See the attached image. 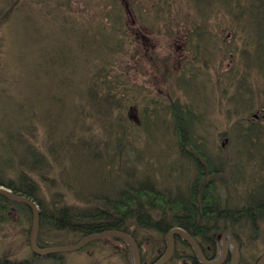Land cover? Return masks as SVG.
Listing matches in <instances>:
<instances>
[{"label": "trees", "instance_id": "trees-1", "mask_svg": "<svg viewBox=\"0 0 264 264\" xmlns=\"http://www.w3.org/2000/svg\"><path fill=\"white\" fill-rule=\"evenodd\" d=\"M254 2L259 3L255 0H36V3L41 5L37 11L43 21L49 23V29L40 39V42L38 40L34 42V46L39 48L40 45H43L46 52H52L50 60L46 61L47 63L51 62V66L43 77L46 78L47 83L52 80L51 83L55 90L59 83V91L62 89L60 92H67L69 97L82 96L80 99L76 97L79 105L75 113L76 118H72L69 107L73 105L71 103L67 105L69 101L61 95V110L55 116L49 115L48 118L53 120H48L49 122H47L48 132L52 135V131L57 132L59 130L60 136L65 137L71 134L74 140L77 122L84 117L90 121V125L85 128L92 126L102 130L111 138L110 140L114 139L115 141L113 149H111V141H105L106 145L111 144L108 148L109 150H107L104 142H95L97 140L93 138L86 139L85 142L80 141L77 145H73L69 140H61L62 144H60L63 146L61 149L63 148L62 152H64V169L69 156L71 154L75 156V154L78 155L81 152L85 159H97L95 164H98L100 169L109 168L113 172L115 169L112 166L116 164L117 159L120 160L119 164L128 165L127 168H123V172L125 168L127 169L126 177L128 179L130 177L135 182L132 187L125 184L129 188L128 191H119L113 196L103 192L101 194L100 192H85L80 195L77 193V189L71 185L79 197L83 198V195H86L85 199L81 200L86 204L69 205L62 201L61 195L57 191L50 189L55 185L56 178L46 179L38 173L39 170L42 171L50 167V164L45 160L46 158H43L36 149L24 146L22 134H16V141L12 145L16 162L9 155L10 158L8 157L4 162L6 163L7 161L9 163L8 167L3 165L4 173L7 174L8 172L14 174V176L9 175L7 183H3L2 179H0V186L10 189L19 196L30 199L38 206L39 233L37 246L39 248L74 245L92 234L104 231H120L128 234L136 242L141 257V264H147L149 261L148 254L144 253V245L155 239L160 240L162 243L157 245L156 249H161V251L152 259L151 263L153 264L164 253L166 234L171 229L178 227L195 239L206 259L217 260L219 257L218 250H221L219 242L221 234H230L241 243L240 238L238 239L236 235V233L242 234L241 227L238 226L239 223L243 222L244 227L248 224L252 227L253 232L259 228V223L264 221V212L260 210L264 209V194L263 196L259 195L260 190H264V186L258 185L256 187L255 195H249L250 198H247V204L246 201L244 202L246 206L244 204L243 206H231V198L222 199L223 197L218 194V191L220 189L227 191L224 184H221L223 187H219L217 193L215 187L210 189L212 195L208 193V190L204 195L200 194V182L204 183L208 177L218 182L219 173L216 175L218 170L211 167V159L206 157L210 154L204 153L200 149L201 146L205 148L202 143H197L196 140L188 141V123L186 121L188 118H193V110L180 97L184 93V89L182 88L183 90H181V86L190 87L189 82H187L190 80L186 76L189 68L193 67L195 62H197L196 65L201 66L202 64L199 60L203 58L208 65L216 64L215 57L211 58V53L204 50V47L207 46L206 40L214 37L212 32H204L202 34L198 32L197 36L201 38L199 39L195 34H191V31L190 33L185 31L184 25H176L177 31L183 30V36L178 39L179 44L177 47L180 48L181 52L175 59L170 58L176 50V45L173 43L167 42L166 45L171 50L168 56L162 59L150 49L147 51L141 49L142 42L139 41V38L142 40L150 38L147 34L151 32V29H155L156 18L163 20V17H165L164 21L158 22L161 23V29L167 30L168 12L176 14L177 11L185 9V12L189 11L193 17H200L201 24H205L209 22V19L202 15L210 14L220 9L231 15L228 19L230 30L226 36L232 38L233 35V37H237L240 40L239 44L237 43L238 49L236 48V50L240 51L242 49L243 41L240 38L242 28L249 33L244 37L249 39V43L251 42L249 50H245L244 55L241 53L237 62H235V59L234 62L230 61L231 64L236 63L237 68L245 69L244 71L239 69V74L232 76L231 79H245L248 76L251 80H255V82H251L258 90L260 82L256 79L257 73L264 75V33H260L261 27H264V3L258 5L260 10H254L252 9ZM260 2H263V0H260ZM43 6H51L53 10L47 9L46 13ZM61 6L62 8L60 9ZM17 8L18 0L9 6L7 12L0 15V21L8 22L9 18L11 19L12 16L16 15ZM77 13L82 15L79 17H83L84 14L94 17L87 23L81 22L77 17L78 15L74 16ZM48 14H51V17H48ZM57 17L63 26V36L59 45L62 50H58V44L56 42L54 45L53 39L57 29L56 26L59 24ZM14 26H16V23ZM187 34L191 35L189 41L186 37ZM221 37H224L223 34H218L217 42L215 44L211 43V45L218 46L219 49L224 43ZM163 38L170 40L172 36L166 35ZM193 39H197V41H193ZM220 39L221 42H219ZM203 42H206L205 46L201 44ZM196 43H200L199 46ZM10 44L14 49L16 48L15 42H10ZM55 50L58 51L59 56H56ZM254 53H257L258 56L255 61L251 62L250 56ZM36 54H39V52L37 51ZM199 54H201L202 58ZM223 54L225 55V53ZM192 59L195 62L190 61L189 63L188 60ZM144 66H148L151 70L148 74L140 73ZM130 70H132V74L137 72L138 77L143 75L140 84H136L131 80ZM154 71H157L158 74L156 75ZM157 77L161 81V84H155L157 94L147 93L142 86L145 87L152 84ZM13 78L10 77L7 80L0 75V86L4 87V91L6 90L5 86H9L11 80L13 83L21 80L20 77ZM36 79L39 80L40 78ZM168 82H170V87L178 91L176 93L178 98L170 97L166 92ZM149 86L151 87V85ZM256 88L254 89L255 92L257 91ZM260 88L264 93L262 84ZM52 93L50 95H53ZM263 93L261 98L264 100ZM184 94L187 97V93L185 92ZM250 94L249 91L243 94L238 93L232 99L236 103L240 101L242 104H249L251 102ZM241 96L248 97L244 99ZM257 97L260 99V95H257ZM263 100H261V104H258L260 109L264 107ZM49 102L52 104L56 103L50 96ZM65 103L66 106H64ZM164 108L171 113L172 121L168 122V126L171 125V131L174 135L173 151L169 153L166 147L168 152L164 154V157L168 156L169 161H172L169 155L172 158L178 157L179 159H175L176 161L183 160L191 166V169H187L186 173L185 171L183 173L178 171L179 168L175 171L171 169L172 173L170 174L179 175L173 177L172 180L167 175L164 177L162 183L166 185L176 184L174 186L175 190L170 187L168 189L164 185L156 187L154 182L147 178L138 182L136 180V170L132 164H128L130 158L123 160L122 156L123 152L128 150L127 145L134 143L130 138L128 141L126 137L135 128V125L139 123L134 121V117L136 119L137 117L133 113L137 111L141 113V119L146 121L144 131L150 135L153 133L150 127L152 128L155 123L148 120L156 113L155 110H164ZM28 116L35 118L36 114L31 111ZM68 116L71 117L70 120ZM240 117L242 118V116ZM240 117L239 119H241ZM201 120L196 119L195 124L200 123ZM72 125L73 131L67 134L68 129ZM159 128L161 129V127ZM83 129L84 127L82 126L81 130ZM233 132L237 133L236 130ZM251 133L255 135L251 136ZM190 134L192 137L195 135L194 132H190ZM243 136V140L245 144H248L249 149H251L250 145L264 146V128L259 124H251L248 128V133L246 132ZM253 141L256 143H252ZM149 143L144 141L145 146H148ZM5 147L8 148L6 144L2 145L1 153H3ZM115 147H118V149L115 150ZM56 149V147L51 146V151ZM236 149L239 151L243 148ZM11 153L12 149L8 151V154ZM155 155L157 153H154ZM138 159H141V156H137L134 161ZM102 160H104V163ZM176 165H179V163H176ZM161 168L165 172L166 168L163 166ZM63 171H61L59 176H61V181L65 182L66 178L65 176L63 178ZM16 174L17 177L15 176ZM167 174L170 175L169 172ZM32 175L40 177L41 180L38 181L35 178L38 182L36 183ZM187 175H190V177H187ZM146 176L148 175L143 176V178ZM195 177L197 180L193 182ZM42 181L47 184L44 187L47 188L44 196L40 194V183ZM86 200L90 201V205ZM14 205L22 207L23 209L21 210L23 211L29 212L31 217L29 220L32 219V211L26 204L17 203L0 196L1 222L7 221L12 217L10 213V217L8 216V212L13 209ZM42 236H44L43 239ZM177 239L192 250L185 241L179 237ZM103 240L92 241L79 250L83 251L93 243ZM111 240L122 244L126 250L129 249L131 251L130 245L126 241L114 238ZM38 242H47V244L40 245ZM176 248L177 245H175L171 258L177 256ZM62 254L53 253L46 256L32 254V256L23 260L13 259L9 255H2L0 256V264H35L34 260L37 262V259L34 256L56 264H69V257H62ZM64 254L66 255L67 253ZM192 255L194 257V252ZM256 260H254L253 264ZM170 261L166 264L170 263ZM122 264H133V257L129 253L128 255L124 253ZM182 264H186V262L182 261Z\"/></svg>", "mask_w": 264, "mask_h": 264}, {"label": "rangeland", "instance_id": "rangeland-1", "mask_svg": "<svg viewBox=\"0 0 264 264\" xmlns=\"http://www.w3.org/2000/svg\"><path fill=\"white\" fill-rule=\"evenodd\" d=\"M15 1L16 0H0V15L7 12L9 6ZM255 1L259 3L254 2V7L252 9L260 10V6L258 5L264 3V0L263 2H260V0ZM40 7L41 5L36 3V0H18V11L16 15L12 16L11 19L9 18L10 21L8 20L6 23L0 21V75L4 76V79L7 80H9L10 77L21 78V80H17L14 83L11 80L9 86H5V91L3 90L4 87L0 86V149L4 144L8 146V148H4L3 153L0 152V179H2L3 183H7L9 181L7 179L9 175L14 176V174L8 172L5 174L3 165L8 167L9 163L7 161L6 163L4 162L9 155H11L13 157L12 160L16 162L13 155L14 149L12 145L16 141L15 135L21 133L24 141L23 145L25 144L24 146L26 147L30 146L31 148L36 149V151L40 153L43 158H46L45 160L50 164V167H47L48 169H44L42 171L39 170L38 173L46 179L56 178L55 185L52 186V188L48 187L55 192L57 191V193L61 195L60 197L63 202L69 205L79 203L80 205H83L85 202L81 200H83V198L85 199L86 195H83V198H81L77 195V193L82 195L85 192H100V194L103 192L113 196L119 191H128L129 188L126 186L128 185L132 187L135 185V182L132 181L130 177L129 179L126 177V168L128 165L125 164V166H123L122 164H119L120 160L118 159L116 164L112 166V168L115 169L113 172L109 168L100 169L99 165L95 164L97 159H85L80 152L78 155L75 154L74 156L71 154V156H69L66 160L64 169V152H62L63 148L61 149V147H63L60 142L61 140H69L73 145H77L80 141L85 142L86 139L93 138L97 140L95 142H104L107 150H109L108 148L111 144V149L114 148L115 141L114 139L110 140L111 138H109L102 130L96 129L92 126L85 128L87 125H90V121L84 117L77 122V128L75 131L76 136L74 137V140L72 139L71 134L65 137L60 136L61 134L59 130L57 132L52 131V135L48 132L47 122L53 120L48 117L49 115L55 116L59 114L61 110V95L66 97L69 101L67 105H69V103L73 105L71 107L68 106L70 116H72V118H76L75 113L79 105L76 97L80 99L82 96L75 95V98L72 96L69 97L67 92H60L62 89L59 91V83L55 90V87L51 83L52 80L47 83L46 78L43 77L44 73L46 74L47 69L51 66V62L47 63L46 61L50 60L52 52H46L43 45H40L39 48H35L34 46V42L37 40L40 42V39H42L45 32L49 29V23L44 22L37 11ZM43 7L46 13L47 9L53 10V7L51 6ZM61 8L62 6L60 9ZM184 12L185 9L177 11L176 14L167 13V30L161 29V23L158 22L164 21L165 17H163V20H158V18H156L155 21L158 23H155V29H151L150 33L147 32V36L150 37L148 39L150 40H142L139 38V41L142 42L141 49L144 51L150 49L156 55L165 59L171 50V48L169 49L166 44L167 42H171L176 45V50L170 58L175 59L178 57L181 52L180 48L177 47L179 44L178 39L183 36V30L177 31L176 25H184L185 31L188 33L191 31V34H195L196 36L198 35V32L199 34L212 32V35L215 38H218V34H223L224 37H221V39L224 43L219 48L220 51L218 49V60L215 61L216 64H206L201 57V54H199L202 58V60H199L202 64L201 66L196 65L197 62L193 61V59L188 60L189 63L190 61L195 62V65L189 68L188 75L186 76L190 80H186L189 82L190 87H185L184 85L181 86V90L184 89L183 92L187 93V97L183 93L180 99L190 105L193 110L192 117L194 119L188 118L186 121V123H188V141L196 140L197 143H202V145L207 149V154H210L203 156L211 159V167L215 170L217 168L225 169V174L229 177H231L232 172L231 165L228 164L230 163L228 160L231 161L233 159L231 162L234 163L233 167L236 171L234 177L235 181H231L230 184H224L226 185L227 191L223 189L218 191L220 186L218 182L220 181L221 176L223 177V175L219 173L218 182H215L216 193L218 191V194L223 197L222 199L231 198V206H243L245 201L246 204L248 203L247 198H250L249 195H255V190L258 185L264 186V148H262L264 146H256L255 144L250 145L251 149H249L248 144H245L243 135H245L246 132L248 133V128L251 126L249 124L236 126L235 130L237 133H233L232 131L235 122L240 116L248 114L246 117L252 120L253 114H256L257 112L262 113L264 110V107L263 109L258 107V104H261V100H263L261 98L263 91L261 90L260 85L262 84L264 86V75H259V73H257L256 79L260 82L258 84V90L252 84L255 80H251L248 76L245 79H231L232 76H237L239 74V69L243 71L245 69L237 68L236 63L231 64L230 61L234 62L235 59V62H237L239 58L238 56L241 53L244 55V51L247 50L249 48V44H251V42H248L249 39L244 37L249 33L243 28L240 36L243 44L240 51L236 50V48L238 49L237 43L239 44L240 40L237 37H233V35L232 38L230 36H226L230 30L228 19L231 15L219 9L218 11H213L210 14L208 13L202 15L209 19V22L201 24L199 20L200 17H193L189 11ZM74 16H77L81 22L86 23L94 17L89 14H84L83 17H79L82 15H79L78 13L74 14ZM48 17H51V14H48ZM15 23L16 26H14ZM58 23L59 24L56 26L57 29L55 30L53 39L54 45L56 42L58 44V50H62L59 45L61 44L63 36V26L60 23V20ZM195 25L197 26L195 27ZM237 33L240 35L239 32ZM260 33H264L263 26L261 27ZM166 35L172 36V39L167 40L163 38ZM190 36L191 35L188 34L186 36L188 41ZM198 38L201 39L200 37ZM221 39L219 42H221ZM193 41H197V39H193ZM10 42H15V49L12 47ZM206 42L201 44H204L205 46ZM196 44L199 46L200 43ZM37 51L39 54H36ZM13 53L14 57L12 58ZM223 53H225V55ZM55 54L56 56H59L57 50H55ZM257 56V53L251 54L250 61H255ZM210 57L213 58L212 55H210ZM218 62H220V64H218ZM150 71L151 70L148 66H144L140 70V73L142 74L144 72L145 74H148ZM129 72L131 73V76L129 73L131 80L136 84H140L143 75L138 77L137 72H133V74L132 70ZM154 72L156 75L158 74L157 71ZM38 77L40 78L39 80L36 79ZM169 83L170 82H168V89L166 92L170 97L178 98V95L176 94L178 91L170 87ZM155 84H161L159 77L155 78L152 84H149L151 87L146 85L145 87L142 86V88L147 93L156 95L157 91L155 89ZM255 88L257 93L254 91ZM54 90L55 92L52 93ZM248 91L251 93V97L249 96L251 98V102L249 104H242L240 101L236 103V101L232 99L236 94H243ZM51 93L53 95H50ZM257 95H260V99ZM49 96L54 99L56 102L55 104L49 102ZM241 97L247 99L248 96ZM64 106H66V103ZM31 111L36 114L35 118L28 116V113ZM155 112L156 113L148 120L155 123L152 128L150 127L153 132L150 134L151 137L144 131L146 121L141 119V113L138 111L133 113V115L137 117V119L134 117V121L139 123H137L138 125H135V128L130 131L126 137L128 141L130 138L134 141V143L127 145L128 150L123 152L122 156L123 160L130 158L128 164H132L136 170V180H138V182L147 178L149 180L151 179L156 187H158V185H164L168 189L169 187L174 189L176 184L166 185L162 183L164 177L167 175V177H170V180H172L173 177H177L179 175L170 174L172 173V171H170L171 169H174L175 171L179 168L178 171L182 173L185 171L186 173L187 169H191V166L183 160L176 161L175 159H179L178 157L172 158L169 155V158L172 161L168 160V156L164 157L166 152L169 151V153H172L174 148V135L171 131V125L168 126V122L172 121L170 117L171 113L167 112L165 108L164 110H155ZM70 116H68L69 120L71 118ZM196 119L202 120L200 123L195 124ZM259 121L260 124L259 122L258 124L264 128V122L261 121V119H259ZM20 125H22V127H20ZM82 126L84 127L83 130H81ZM159 127H161V129ZM60 128H62V126H60ZM71 131H73V125L70 129H68L67 134ZM190 132H194L195 135L192 137ZM55 134H57V136H55ZM253 135L255 134L251 133V136ZM227 137L229 138V141L233 143L232 147L229 146L230 148L227 146H220L222 143H225V138ZM108 140L111 141V144L106 145L105 141ZM144 141H147L149 145L145 146ZM252 143L256 142L253 141ZM51 146H54L57 149L51 151ZM166 147L168 148V151ZM219 147H224L222 150L223 153L218 152ZM241 147L243 149H240ZM236 148H239L240 150L238 151ZM11 149L12 153L8 154V151H11ZM117 149L118 147H115V150ZM154 153H157V155H155L156 157L154 156ZM101 154L103 155L102 152ZM137 156H141V159L134 161ZM215 159H218V161ZM247 159L252 160L251 164H248ZM236 160L239 161L235 162ZM102 162L104 163V160H102ZM160 162H162V164H160ZM176 163H179V165H176ZM171 165L172 167L170 168ZM161 166L166 168L165 172L161 170ZM124 167L126 168L123 172ZM61 171H63V178L64 176L66 178L65 182H62L61 176H59ZM168 172L170 175L167 174ZM145 175L148 176L143 178ZM15 176L17 177V174ZM188 176L190 177V175H187V177ZM33 178L36 183H38L37 180H41V178L37 176H33ZM250 179L255 181H249ZM40 184L42 189H40V194L44 196L47 192V188L44 187L47 184L44 183V181ZM71 185L77 189V193H75L76 190L74 192ZM221 187L223 186L221 185ZM208 193L212 195V191L208 190ZM263 194L264 190L261 189L259 195L263 196ZM86 201L90 205V201ZM244 206L246 205L244 204ZM21 209L23 208L14 205L13 209H10L8 212V216L10 213L12 217L7 221H0V256L9 255L11 258L17 260H23L32 256L29 247L32 219L29 220V218H31L29 212ZM238 226L241 227L242 233H236L238 239L240 238L241 240V244H239V264H253L254 260L259 258L264 253V221L259 223V228L256 231L254 230V232L252 231V227L248 224L244 227L243 222L241 224L239 223ZM43 237L44 236H42V239ZM103 239H101L103 241L93 243L83 251L77 250L67 253L66 255L63 253L62 257H69V264H122L124 253L125 255H128L129 253V255L133 257L131 251L129 249L126 250L122 244H118V242L111 240L112 238ZM225 240L226 239H224V242ZM38 243L40 245L47 244V242ZM161 243L162 242L160 240L155 239L144 245V253L149 256L147 264H152L151 262L154 256L161 251V249H156V246ZM176 245L177 256L170 258L169 260L171 261L168 264H175V262L176 264H182V261H185L186 264H199V261L195 258V256L193 257L192 250L187 248L179 239L176 240ZM165 249L166 244H164V251ZM147 250L148 252H146ZM221 250H218L219 257L222 253ZM34 258L37 259V262L34 260L35 264H56L52 261H47L44 258H37L35 256Z\"/></svg>", "mask_w": 264, "mask_h": 264}, {"label": "water", "instance_id": "water-1", "mask_svg": "<svg viewBox=\"0 0 264 264\" xmlns=\"http://www.w3.org/2000/svg\"><path fill=\"white\" fill-rule=\"evenodd\" d=\"M0 196H4V197H6L12 201L24 203L31 209V211H32V226H31V234H30V248H31L32 252H34L38 255H48V254L57 253V252H71V251L81 249L85 245L89 244L91 241L98 240V239H101L103 237H116V238H122L130 244L132 254H133V258H134V264H141L138 247H137L136 243L134 242V240L129 235H127L125 233L118 232V231L112 232V233H105V234H92V235L85 237L84 239H82L77 244L70 245V246H61V247L49 248V249H43V250L39 249L36 247V237L38 235V228H39V225H38V221H39L38 206L35 205V203L33 201H31L30 199L19 196V195L13 193L10 189L4 188V187H0ZM175 235L180 236L184 241H186L190 244V246L194 250L196 258L200 264H223L229 253L231 256V264H237L239 261L240 255L238 252V245H237V243L233 237H229L228 241L226 243L222 244V255H221V257L216 261H211V260H207L203 256L198 244L195 242V240L191 236H189L184 231L173 228L167 234V251H166V253L163 255V257L158 259V261L154 264H164L169 259V257L172 254V250L174 248L173 241H174ZM228 247H230L231 249L227 250ZM256 264H264V254L258 259Z\"/></svg>", "mask_w": 264, "mask_h": 264}, {"label": "flooded vegetation", "instance_id": "flooded-vegetation-1", "mask_svg": "<svg viewBox=\"0 0 264 264\" xmlns=\"http://www.w3.org/2000/svg\"><path fill=\"white\" fill-rule=\"evenodd\" d=\"M208 49H214V51H218V48L217 47H214V48H208ZM264 111H262V113H256V114H253V116H252V120H250V119H248L247 117H244L243 118V121L244 122H246L247 124H249V125H251V124H254L255 122H259L260 123V121H259V119H261V121H263L264 122ZM264 125V124H263ZM233 132V131H232ZM228 141H229V138L227 137V138H225V145H224V143H222L220 146H227V147H229L230 146V144H228ZM227 142V143H226ZM233 145H231L230 147H232ZM224 147H219L218 148V152H222V150H223V148ZM229 147V148H230ZM228 148V149H229ZM237 150V149H236ZM223 153V152H222ZM228 153V152H227ZM233 160V159H232ZM231 160V161H232ZM230 160H228V162H230V163H228V164H230L231 165V172H232V175H231V177H229L227 174H225V169H223V168H219V170H218V173H221L222 175H225V177H222L221 176V178H223V179H225V180H227L228 182H234L235 181V173H236V171H235V169H234V163L233 162H231ZM239 160H236L235 162H238ZM247 161H248V164H251V162H252V160H250V159H247ZM236 165V164H235ZM195 180H197L196 179V177L194 178V180H193V182L195 181ZM253 179H250L249 181H252ZM201 181V180H200ZM253 181H255V180H253ZM215 187V183H213V181L212 180H210V179H207L204 183L201 181L200 182V185H199V189H200V194L201 195H204V193L207 191V190H210L211 188H214ZM220 187H221V185H220ZM226 202V201H225ZM228 203V202H227ZM231 203V202H230ZM220 206H221V203H220ZM253 210H255V209H253ZM260 210H262V212H264V209H260ZM227 261H229V257L227 258V260H226V262Z\"/></svg>", "mask_w": 264, "mask_h": 264}, {"label": "bare ground", "instance_id": "bare-ground-1", "mask_svg": "<svg viewBox=\"0 0 264 264\" xmlns=\"http://www.w3.org/2000/svg\"><path fill=\"white\" fill-rule=\"evenodd\" d=\"M38 225H39V221H38ZM31 226H32V224H31ZM176 229H178V230H181V231H183L182 229H180V228H178V227H176ZM38 230H39V228H38ZM31 232V231H30ZM112 232H117V231H104V232H102V233H97V234H105V233H112ZM118 232H120V231H118ZM121 233H123V232H121ZM186 233V232H185ZM126 234V233H125ZM188 234V233H187ZM128 235V234H127ZM189 235V234H188ZM190 236V235H189ZM103 238H114V239H122V238H116V237H103ZM103 238H101V239H103ZM222 238H223V240L224 239H226L225 240V242L224 243H226L227 242V239H228V237L227 236H222ZM122 240H124V239H122ZM124 241H126V240H124ZM127 242V241H126ZM135 242V241H134ZM186 242V241H185ZM196 242V241H195ZM128 243V242H127ZM136 243V242H135ZM173 243H174V241H173ZM187 244H189L188 242H186ZM129 244V243H128ZM130 245V244H129ZM137 245V244H136ZM190 245V244H189ZM36 247L37 248H39L38 246H37V237H36ZM56 247H61V246H56ZM56 247H49V248H56ZM138 247V246H137ZM191 247V246H190ZM49 248H45V249H49ZM39 249H41V248H39ZM130 249H131V246H130ZM231 248L230 247H228L227 248V250H230ZM43 250V249H42ZM173 251H174V248H173V250H172V254H171V257H172V255H173ZM131 253H132V250H131ZM133 255V254H132ZM158 261V260H157ZM157 261H155L154 263H156ZM141 262V261H140ZM153 263V264H154ZM133 264H134V258H133Z\"/></svg>", "mask_w": 264, "mask_h": 264}]
</instances>
